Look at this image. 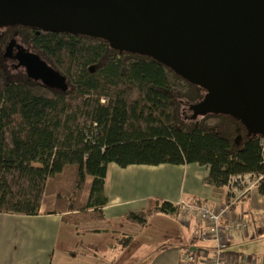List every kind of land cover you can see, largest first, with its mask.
Returning <instances> with one entry per match:
<instances>
[{
  "label": "trees",
  "instance_id": "16d2710c",
  "mask_svg": "<svg viewBox=\"0 0 264 264\" xmlns=\"http://www.w3.org/2000/svg\"><path fill=\"white\" fill-rule=\"evenodd\" d=\"M38 31L25 41L64 82L51 87L0 68V214L36 216L48 200L63 221H100L111 163L197 164L208 170L203 182L216 188L253 174L262 176L264 196V136H248L227 114L183 118L182 104L201 100L203 87L103 38ZM156 209L176 210L168 202ZM152 212L124 220L142 225Z\"/></svg>",
  "mask_w": 264,
  "mask_h": 264
},
{
  "label": "water",
  "instance_id": "95a60500",
  "mask_svg": "<svg viewBox=\"0 0 264 264\" xmlns=\"http://www.w3.org/2000/svg\"><path fill=\"white\" fill-rule=\"evenodd\" d=\"M100 37L205 89L192 118L227 114L264 136V0H0V26ZM51 87L64 78L46 64Z\"/></svg>",
  "mask_w": 264,
  "mask_h": 264
},
{
  "label": "crops",
  "instance_id": "0c3cea01",
  "mask_svg": "<svg viewBox=\"0 0 264 264\" xmlns=\"http://www.w3.org/2000/svg\"><path fill=\"white\" fill-rule=\"evenodd\" d=\"M208 170L197 164L159 166L108 165L105 194L107 205L100 221L74 225L63 221L62 213H52L47 200L36 216L0 214V264H124L128 254L146 249L145 242L158 241L162 252L150 264H179L187 251L196 255L194 264H210L213 244L201 240L206 224L185 223L179 216V202H209L217 206L232 203L236 218L246 217L250 227L229 237V256H241L264 264V196L258 189L245 191L240 185L216 188L203 179ZM88 191L84 193L86 199ZM164 202L175 211H161ZM156 204H158L156 206ZM153 211L147 223L127 222L132 212ZM158 219V220H157ZM156 220L167 236L157 240L138 237ZM135 248L127 254L131 246Z\"/></svg>",
  "mask_w": 264,
  "mask_h": 264
},
{
  "label": "built area",
  "instance_id": "2783aa9c",
  "mask_svg": "<svg viewBox=\"0 0 264 264\" xmlns=\"http://www.w3.org/2000/svg\"><path fill=\"white\" fill-rule=\"evenodd\" d=\"M262 176L245 174L234 176L228 186L240 185L245 191L258 189ZM179 216L185 223L191 221L206 224V230L199 233L201 240L213 244L210 264H255L241 256H229V237L232 233L249 230L250 223L246 217L236 218L232 213V203L222 202L217 206L209 202H179ZM196 255L193 251L185 252L179 264H194Z\"/></svg>",
  "mask_w": 264,
  "mask_h": 264
},
{
  "label": "flooded vegetation",
  "instance_id": "af4514ba",
  "mask_svg": "<svg viewBox=\"0 0 264 264\" xmlns=\"http://www.w3.org/2000/svg\"><path fill=\"white\" fill-rule=\"evenodd\" d=\"M34 29L36 28H24L21 25L0 27V68H12L20 73L24 69L25 74H27L25 75L26 78L34 80L30 77L34 75L40 76L44 80L41 72V63L46 64L49 68L51 67L44 55L31 42L25 41L27 39L26 35L30 34ZM38 30L40 29H36L37 34L40 32ZM19 35L22 37L20 38Z\"/></svg>",
  "mask_w": 264,
  "mask_h": 264
},
{
  "label": "rangeland",
  "instance_id": "374dc122",
  "mask_svg": "<svg viewBox=\"0 0 264 264\" xmlns=\"http://www.w3.org/2000/svg\"><path fill=\"white\" fill-rule=\"evenodd\" d=\"M0 27L5 28L7 26H0ZM21 37L22 36H20V38ZM8 64L10 65L9 62H8ZM5 69L8 71V73L10 75H13L14 77H23L24 78V77H26L25 75H27V74H25L24 69L21 73L18 72L16 69H12V68L8 69L7 67H5ZM18 73H20L22 75H20ZM190 106L191 105L186 103V102H184L182 104L181 112H182L183 118H189L192 116L193 112H192ZM47 203H49L48 200H47ZM167 233H168V231H166L165 226H162L156 220H153L147 226V228L143 232V234L138 237V241L142 242L146 235H150L157 240H161V239H163L164 236H167ZM158 243H159L158 241H152L150 243L145 242L146 245L144 246V248H146V249H141L140 251H138L136 253L128 254L129 252H131L135 248V245L131 246L129 248V250L127 251L129 259L124 264H150L153 257H155L156 255H158L162 252L161 250L157 249V248H159V246L157 245Z\"/></svg>",
  "mask_w": 264,
  "mask_h": 264
}]
</instances>
